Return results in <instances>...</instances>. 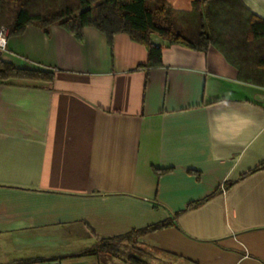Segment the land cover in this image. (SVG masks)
I'll use <instances>...</instances> for the list:
<instances>
[{
	"label": "crops",
	"instance_id": "0c3cea01",
	"mask_svg": "<svg viewBox=\"0 0 264 264\" xmlns=\"http://www.w3.org/2000/svg\"><path fill=\"white\" fill-rule=\"evenodd\" d=\"M151 42L160 67L126 33L8 34L2 62L52 77L0 76V264H264V87L212 46Z\"/></svg>",
	"mask_w": 264,
	"mask_h": 264
},
{
	"label": "trees",
	"instance_id": "16d2710c",
	"mask_svg": "<svg viewBox=\"0 0 264 264\" xmlns=\"http://www.w3.org/2000/svg\"><path fill=\"white\" fill-rule=\"evenodd\" d=\"M25 3L24 0H0V17L5 12L12 13L7 26L8 34H19L28 23L36 22L44 29L51 24H58L81 40L83 28L91 26L105 35L110 47L115 34L126 33L146 47L147 59L142 65L146 68L162 65V48L151 42V35L156 34L169 45L177 44L196 51H206L212 46L237 69L240 80L264 87V74H260V71L264 72V52L258 51L261 44L264 48V20L248 11L240 0L195 1L191 12L176 11L166 0H76L75 10L64 5L55 12L44 10L43 13L31 11ZM236 43L239 46H253L250 52L255 54V73L251 71L253 62L251 65H241L238 62L240 59L236 60L235 54L238 52L231 48ZM0 76L52 77L48 73L17 70L1 60ZM170 224L162 222L147 229H158ZM115 248V244L104 242L80 252L78 256L100 251L115 255L118 253ZM129 259L137 262L132 257Z\"/></svg>",
	"mask_w": 264,
	"mask_h": 264
},
{
	"label": "rangeland",
	"instance_id": "374dc122",
	"mask_svg": "<svg viewBox=\"0 0 264 264\" xmlns=\"http://www.w3.org/2000/svg\"><path fill=\"white\" fill-rule=\"evenodd\" d=\"M24 2H26V6L31 10V11H38V12H47V10H49L50 12H55L61 8L64 7V5L69 6V8L75 10L77 8V4H76V0H24ZM66 2V3H64ZM11 16L12 13L8 12L0 17V25L5 26L7 28L10 20H11ZM177 21H175V19L173 18V23L176 24ZM178 24V23H177ZM237 45V43H236ZM231 46L232 50H236V52H238L237 54H235L236 60H238V58L240 59L239 64L241 65H246L247 63L249 65L252 64L253 62V67L251 69L252 73H255L257 71V67L255 66V54H253L252 52H250L251 46L250 44H248L247 46ZM262 46V44H261ZM259 46L258 48H253L254 49H258V51L260 52H264V48ZM230 47V46H229ZM253 47V46H252ZM240 51V52H239ZM240 53V54H239ZM241 56V57H239ZM250 72V70H249ZM260 74H264L263 71H260ZM263 76V75H262ZM167 262H165V260H157L155 261L156 264H173L172 261L166 260ZM116 264H123L121 260L116 259L115 260ZM145 264V262L143 263Z\"/></svg>",
	"mask_w": 264,
	"mask_h": 264
},
{
	"label": "built area",
	"instance_id": "2783aa9c",
	"mask_svg": "<svg viewBox=\"0 0 264 264\" xmlns=\"http://www.w3.org/2000/svg\"><path fill=\"white\" fill-rule=\"evenodd\" d=\"M7 36H8L7 28L5 26L0 25V49L1 50H4L6 48Z\"/></svg>",
	"mask_w": 264,
	"mask_h": 264
}]
</instances>
